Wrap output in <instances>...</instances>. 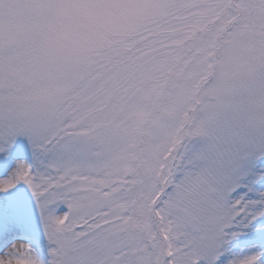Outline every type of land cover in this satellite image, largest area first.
Segmentation results:
<instances>
[{
  "label": "snow or ice",
  "instance_id": "obj_1",
  "mask_svg": "<svg viewBox=\"0 0 264 264\" xmlns=\"http://www.w3.org/2000/svg\"><path fill=\"white\" fill-rule=\"evenodd\" d=\"M195 7L191 74L147 122L127 92L90 73L52 89L44 52L0 45V264H264V0ZM152 25L145 43L187 21Z\"/></svg>",
  "mask_w": 264,
  "mask_h": 264
},
{
  "label": "rangeland",
  "instance_id": "obj_2",
  "mask_svg": "<svg viewBox=\"0 0 264 264\" xmlns=\"http://www.w3.org/2000/svg\"><path fill=\"white\" fill-rule=\"evenodd\" d=\"M200 2L145 0L150 12L148 22L130 36L122 48L109 52L93 66L64 68L50 65L44 73L47 86L61 88L90 73L109 84L115 93L124 95L127 92L130 97L128 109H132L135 119L147 122L156 109L164 106L169 93L191 74L189 66L195 50L190 53L189 49L204 30V25L199 22L201 9L195 7ZM160 17L182 19L187 25H177L145 43L144 37L149 36L152 21Z\"/></svg>",
  "mask_w": 264,
  "mask_h": 264
},
{
  "label": "clouds",
  "instance_id": "obj_3",
  "mask_svg": "<svg viewBox=\"0 0 264 264\" xmlns=\"http://www.w3.org/2000/svg\"><path fill=\"white\" fill-rule=\"evenodd\" d=\"M34 2L0 0V45L27 43L44 52L51 65L64 68L97 64L142 30L150 16L145 0H78L96 5L95 14L78 22L51 18L42 24L36 18ZM213 63L216 68L209 74L220 75L218 56ZM125 118L135 119L132 109Z\"/></svg>",
  "mask_w": 264,
  "mask_h": 264
}]
</instances>
